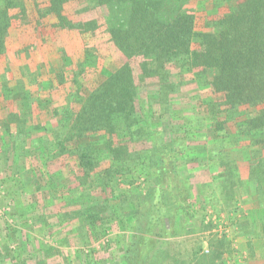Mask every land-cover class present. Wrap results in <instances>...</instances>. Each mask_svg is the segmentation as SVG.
<instances>
[{"label": "rangeland", "instance_id": "374dc122", "mask_svg": "<svg viewBox=\"0 0 264 264\" xmlns=\"http://www.w3.org/2000/svg\"><path fill=\"white\" fill-rule=\"evenodd\" d=\"M203 1L208 9L214 2L219 5L217 0ZM195 4L196 0H190L188 6ZM206 17V12H200L197 30L207 28ZM32 33L13 32V50L43 42ZM78 54L69 55L70 66L60 53L48 55L40 64L42 78H54L51 101L57 107L68 105L66 95L77 88L89 93L105 79L102 69L113 71L119 63L113 53L107 57L99 51L95 65L87 67L84 77L74 83L71 73L77 68ZM60 72L66 77L63 84L55 76ZM135 73L139 113L147 112L146 108L162 113L163 106L156 103L159 80L142 81L137 70ZM187 74L193 78L192 73ZM189 75L182 89L169 94L171 111L158 115L157 127L146 125L141 140L121 142L128 152L147 155L131 157V169L113 177L116 187L128 189L132 206L121 198L120 191L101 190L96 181L85 178L76 158L44 156V148L58 152L55 144L51 147L43 139L61 117L53 107L35 108L32 115L42 127L28 126L29 138L22 142V134L17 136L14 124L2 116L18 108V99H0V264H138L135 260L139 264H158L159 260L160 264H264V196L256 195L251 185L232 188L229 179L224 182L225 162L236 159L239 169L245 168L241 162L252 157L250 140L261 135L247 136L240 131L242 117L238 115L220 124L226 117L219 113L218 118L212 112L210 89L199 79L190 80ZM89 141L95 149L105 148L100 135ZM112 161L103 160L99 170ZM131 180L133 183L126 184ZM156 185L165 189L156 210L160 219L157 228L147 232L152 243L144 245L136 238L145 233V229L138 231L137 220L134 226L121 221L136 214L135 202L143 201ZM98 208L104 209L107 218L88 222L82 212ZM138 246L149 252L135 255Z\"/></svg>", "mask_w": 264, "mask_h": 264}, {"label": "trees", "instance_id": "16d2710c", "mask_svg": "<svg viewBox=\"0 0 264 264\" xmlns=\"http://www.w3.org/2000/svg\"><path fill=\"white\" fill-rule=\"evenodd\" d=\"M217 1L219 5L214 2L208 9L203 0H196L193 8L188 6L190 0H0V99L19 102L16 110L2 116L14 124L13 130L17 136L22 134L24 142L29 138L28 126L42 127L32 115L35 108L53 107L61 117L52 127L56 129H50L43 139L51 147L55 144L58 152L44 148V156L76 158L85 178L96 181L101 190L120 191L121 198L131 205L134 201L129 200L128 189L116 187L113 177L131 169L128 160L136 159L138 153L128 152V146L121 142L126 138L141 140L146 125L157 127V118L171 111L169 94L182 89L187 73H192L190 80L199 79L210 89L214 115L225 114L220 124L238 115L242 117L240 131L247 136L261 135L250 140L252 157L242 158L246 162L241 163L248 168L247 181L239 169L240 162L233 159L225 162L224 182L229 179L232 188L251 185L256 195L263 197L264 0ZM223 7L225 11H221ZM200 12L207 14V28L203 30L196 29ZM26 30H32L34 37L43 42L26 43L13 50L10 35ZM46 42L52 44L45 47ZM99 51L107 57L113 53L119 62L117 68L102 69L105 79L89 93L77 88L66 95L68 105L57 107L51 101L54 78L43 79L40 64L48 55L60 53L69 61V55L80 52L77 68L71 73L72 81L78 83L86 68L95 65ZM72 64L66 62V66ZM136 70L139 80H159L156 103L163 106L162 113L153 108L139 113ZM55 76L60 77L59 84L65 82L63 73ZM93 135L102 137L105 148H93L94 143L89 141ZM105 159L113 161L99 170ZM130 183L133 181L126 184ZM164 190L162 186L153 187L143 201L135 202L136 214L121 221L134 226L137 220L138 231L145 229V233L136 238L144 245L152 243L147 232L157 228L160 217L156 210L162 204ZM82 213L92 224L107 218L104 209ZM138 247L133 251L135 255L149 252L143 250L145 246ZM157 262L160 264V260Z\"/></svg>", "mask_w": 264, "mask_h": 264}, {"label": "crops", "instance_id": "0c3cea01", "mask_svg": "<svg viewBox=\"0 0 264 264\" xmlns=\"http://www.w3.org/2000/svg\"><path fill=\"white\" fill-rule=\"evenodd\" d=\"M243 170H244V171H243ZM241 171H242L241 173L243 174V178H246V176H247V173H246V172H247V166H246L245 168H242ZM244 172H245V173H244ZM224 185H225V184H224ZM224 187H225V186H224ZM225 188H226V187H225ZM256 199H257V197H256ZM255 205H256V204H255ZM256 206H257V205H256Z\"/></svg>", "mask_w": 264, "mask_h": 264}]
</instances>
